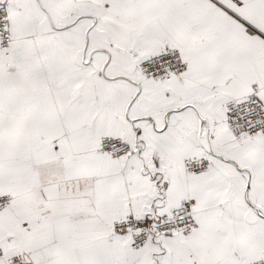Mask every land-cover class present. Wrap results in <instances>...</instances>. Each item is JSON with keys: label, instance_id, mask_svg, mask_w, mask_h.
I'll list each match as a JSON object with an SVG mask.
<instances>
[{"label": "snow or ice", "instance_id": "obj_1", "mask_svg": "<svg viewBox=\"0 0 264 264\" xmlns=\"http://www.w3.org/2000/svg\"><path fill=\"white\" fill-rule=\"evenodd\" d=\"M0 264H264V0H0Z\"/></svg>", "mask_w": 264, "mask_h": 264}]
</instances>
